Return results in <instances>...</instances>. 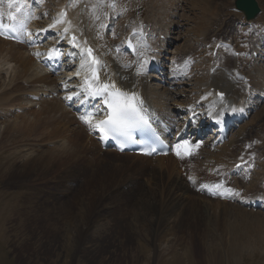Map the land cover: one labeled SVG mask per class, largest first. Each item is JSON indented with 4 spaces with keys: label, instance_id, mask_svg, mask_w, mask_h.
Returning <instances> with one entry per match:
<instances>
[{
    "label": "rangeland",
    "instance_id": "374dc122",
    "mask_svg": "<svg viewBox=\"0 0 264 264\" xmlns=\"http://www.w3.org/2000/svg\"><path fill=\"white\" fill-rule=\"evenodd\" d=\"M144 1L143 6L159 8L158 15L161 17L166 15L167 11L162 7V2L160 4L158 0ZM258 1L262 11L257 21L264 24V0ZM233 3L234 0H176L168 8H181L178 15L181 33L185 35L188 33L187 38L194 44L195 41L200 40V34L210 27L214 17V19L218 18L216 24H222L221 30L232 27L231 18L241 15L233 10ZM173 24L176 25L175 22ZM120 28H124V24ZM212 28L214 29L215 26ZM179 35L178 39H182V34ZM179 42L180 45L183 44L182 40ZM8 46L11 44L9 43ZM113 61L115 62L114 57ZM18 64L12 62L10 65L5 63L2 65L5 69L9 68L8 73H1L2 81L6 82L5 86L14 87L18 84V89L25 87L23 82L26 77L15 80L14 82L17 83L13 85H8L16 78L13 75ZM234 65L235 63H231V66ZM40 69L41 67H38L37 71ZM30 71L33 73L34 68ZM176 73L181 78H186L181 72L176 71ZM211 82H213L212 78L208 85ZM195 84H191L190 87ZM15 88L13 91H5L9 88L3 89L5 92L0 91L1 105L7 99L6 96L11 97L15 93ZM187 91L192 92L195 89H187ZM12 100L6 101L4 106L14 104V98ZM1 105L0 111L5 108ZM41 106L36 107L37 109L30 107L23 112H18V115L14 113L4 118L0 115V123L11 126V122L19 120L20 123H18L21 124L24 118L22 115L26 113V110L27 112L38 110ZM17 107L21 106L17 105ZM16 117L22 120L15 119ZM7 120L9 123L6 124ZM257 122L260 128L258 130L251 128V125ZM55 127L58 131L52 133H49L47 129V132L46 130L42 132V127L19 130L20 132L5 129L2 132L0 138V264H135L136 261L141 262L139 264H264V211L250 210L240 204L223 201L218 203V200L209 198L203 200L191 190L189 192L191 195H188L184 201V204L188 205L185 207L183 205V214L180 211L177 220L175 215L166 217L162 225L156 220L162 207L156 204L159 188L153 183V178L159 174L154 170L150 175L140 166L148 162L131 154L121 156L112 152L101 154L99 148L94 146L95 144L85 140L82 142V137L85 135L75 136L77 139L72 137L70 143L68 142V147L71 146L72 149L69 151L70 156L61 158L62 156L56 153L61 148L63 140H68L70 135L65 126L57 124ZM263 130L264 106L243 126L242 132L239 131L233 136V139H236L240 133L257 137ZM16 137L18 139H14ZM55 137L56 142H49ZM60 137L63 139L59 142ZM261 139L263 141L262 137ZM52 143L55 145H51ZM202 145L203 143L200 144L198 155ZM51 152H55L53 153L55 163L48 166L45 161L52 154ZM231 152L235 153L233 148L229 151ZM15 161L19 163V169L15 170L14 167L7 172L10 164H16ZM164 163L165 182L172 177H182L175 172L177 167L169 171L170 164H176L177 160L168 159ZM151 167L152 165L144 169L149 171ZM129 183L133 184L134 188L129 190L128 187L131 186ZM256 189L258 188L252 191ZM72 218L78 221L77 224H80L82 220V225L87 223L92 228L87 235L86 232L83 233L87 237L82 238L80 249L77 248L78 240L79 242L81 240L77 229L70 231L68 227ZM136 219L140 221L142 228H149L151 233H154L151 224L155 229L158 224L162 225L161 230L157 231L156 237L154 234L147 233V238H144L139 232L133 230V227L137 225ZM175 225H178L175 234L167 230L168 226L173 228ZM132 233L137 239L132 236ZM125 240L131 241H128L131 248H135L136 243L142 246L138 251L139 260L132 258L119 262L116 257H105L107 253L115 249L118 257L120 250H124L122 242ZM96 244H105L102 247L103 257L100 260H95L96 255L100 253H97V250L94 251L93 247Z\"/></svg>",
    "mask_w": 264,
    "mask_h": 264
},
{
    "label": "bare ground",
    "instance_id": "6f19581e",
    "mask_svg": "<svg viewBox=\"0 0 264 264\" xmlns=\"http://www.w3.org/2000/svg\"><path fill=\"white\" fill-rule=\"evenodd\" d=\"M104 1L105 0H99V1H94L93 4H95V6L97 5L96 9L95 6H93L92 8L94 9L93 11L90 10L89 12H78V11H71L68 18L64 21L65 23H68L70 20H75L77 17H88L89 16V19L91 21H94L96 18H99V15L97 14L99 11H101L103 8H104ZM176 0H167L164 4H166L167 6L171 5V4H174ZM234 5V3H233ZM232 5V6H233ZM105 8H106V5H105ZM81 10L82 9V6L80 7H77L75 10ZM72 26L73 24L70 23ZM63 41H65V36L62 38ZM218 41H221V40H217L215 41L218 42ZM9 43L11 44V46H8ZM61 44V42H59ZM65 46L66 48L64 49L65 51H69L71 52L72 49L71 47L65 43ZM24 46L23 45H17L11 41H8V40H5L3 38L0 37V88L2 90L0 91H4L6 88L9 90H5V91H13L14 88L18 85V84H15L14 87L13 86H5L4 84L6 82H3L2 81V75L1 73L2 72H7L8 73V69H5L2 65L5 63V64H12V62H15V63H19L18 64V67L13 75V77H16L14 78L11 82L8 83V85H13L14 83H17V82H14L15 80L17 81V79H25L30 82L31 84V87H32V91H29L30 94H33V95H43L44 93H48L47 91H44L43 88L44 86H47V84L51 87V88H57V84L58 82H56L54 80V78L46 73V72H43L45 71L43 68H41L39 71L38 70V67L39 64L36 63L34 61V59L28 55L26 53V51L24 50ZM27 54V56H26ZM2 55H3V58H2ZM113 54L112 53H108L106 54L105 56L102 57V60H103V74L105 76V78H111L112 77V74L114 72V64L115 62L113 61ZM231 63L233 62H228V64L231 65ZM179 66H176L174 68L175 70V73L176 71L177 72H181L183 74V77H186L185 74H184V71L183 69L181 68L180 64H178ZM16 68V67H15ZM34 68V72L31 73L30 70H32ZM5 69V70H4ZM73 73H75V84L79 82V80L81 79V75H82V72H81V64L78 65V67L76 69H74L72 71ZM65 74L64 75H68V77L72 78L73 74H67V71L64 72ZM35 74V75H34ZM216 75H214L213 77L212 76H205V82H203V85H205L204 89L202 90V92H204L203 95L207 94V93H211L210 92V88L212 86H216L217 88H222L224 91L227 92V94L231 95V96H234V95H239V90L231 83H229L227 80V78H224L222 74H219L218 71H216L215 73ZM32 75V76H31ZM72 75V76H71ZM176 75L178 77H181L180 75H178L176 73ZM121 76H122V79H121V83L123 86H128V87H131L132 84H134L135 82H139V85L141 86L142 88V91L143 93L145 94L146 98L150 100V97L148 95V92L150 91L152 94H156V88L153 87L148 83V80H138V77L136 75V71L133 70H130L129 68H125L121 71ZM208 77H210L208 79ZM213 79V82L209 83L208 85V82L210 79ZM181 80H186V78H181ZM45 83V84H44ZM179 85L180 84H183V85H186V82H182V83H178ZM188 85V84H187ZM186 85V86H187ZM190 85V84H189ZM38 88H41V90H36ZM4 89V90H3ZM16 91H18V94H17V98H15L13 95L11 97H5L7 99H5L4 103H2L3 107H5L4 105H6V101H10L14 98V101L13 103H16V104H10V105H18L17 103H20V105L22 106L24 101H26V99L24 97H20V93L23 89H18V86L17 88H15ZM55 89H51V91H54ZM4 91V92H5ZM15 92V91H14ZM166 92L167 93H174L175 95L179 96V97H184V98H190L191 97V92H188L186 88H182L181 90H170V89H166ZM12 94V92H10ZM51 93V92H50ZM162 94H165L164 92H161V95ZM8 95V94H7ZM202 95V96H203ZM160 97V95H158ZM171 96L172 95H169L168 97L164 98L162 101L159 102V104L161 105L159 108L162 109V107H167L170 105L171 103ZM201 96V97H202ZM41 99H44V97H42ZM13 101V100H12ZM20 101V102H18ZM27 103V104H26ZM24 105H26L25 107H29L31 105L28 106V103L29 101H27ZM37 103V102H36ZM35 104V103H34ZM33 104V105H34ZM1 105V103H0ZM1 105V106H2ZM6 108V107H5ZM4 108V109H5ZM34 108V107H33ZM36 108V107H35ZM37 109V108H36ZM10 107L8 108V110L6 109V114H10ZM1 113V111H0ZM22 113H20L21 115ZM18 115V113H17ZM15 116V115H14ZM24 118L23 120L20 119V117H16L15 119H20L22 120L21 124H19V120L16 121V122H11V126H8L7 123H9V121L7 120V122L5 121V123L7 125L5 126H8V127H5L4 126V123H0V138L2 137V132L7 129L8 131L11 130V132L14 130L15 131H22L24 129H28V130H33L34 128H40L42 127L43 128V131L44 130H48L49 133H52L53 131L57 132L58 131V128L55 127L57 124L59 125H62V126H65L67 131H68V134L70 135L69 139L68 140H65L61 143L60 147L62 148H59L58 152H60L58 154V152L56 153L57 155L59 156H62L61 158H64V156H70L69 154V151L71 149V146L68 147V144L70 143V139L72 137H75V136H80V135H85L82 137V142L85 140L86 142H89L91 144H95L94 146L99 148L100 150V153L101 154H105V152L102 151V148L100 147V143L94 138V137H90L86 131V129L81 125L79 124V122L77 121L75 115L68 109V107L65 105V103H63L60 99H51V100H44L42 101V106L40 109L38 110H32L30 112H27L26 110V113H23ZM1 119V118H0ZM19 122V123H18ZM13 123V124H12ZM46 127V128H45ZM60 127V126H59ZM42 130V129H41ZM46 130V132H47ZM19 131V132H20ZM27 131V130H26ZM38 132H41V131H38ZM28 133V132H27ZM37 133V132H36ZM48 133V134H49ZM42 133H40L41 135ZM44 134V133H43ZM10 135V134H9ZM24 135V134H23ZM28 135V134H27ZM32 135V134H31ZM39 135V134H38ZM39 135V136H40ZM62 135V134H60ZM64 135V134H63ZM37 136V135H36ZM38 136V137H39ZM13 137V136H12ZM29 137V136H28ZM41 137V136H40ZM43 138V137H42ZM76 138V137H75ZM74 138V139H75ZM14 139H18V137L14 138ZM63 139V137L59 139V142ZM77 139V138H76ZM29 140V139H28ZM38 140V139H37ZM262 140V139H261ZM14 141V140H13ZM75 141V140H74ZM73 141V143H74ZM6 142V140H5ZM49 142H56V137L53 139V140H50ZM69 142V143H68ZM76 142V141H75ZM244 142V141H243ZM243 142L241 143L243 145ZM48 143V142H47ZM72 143V142H71ZM239 144V140H236V142L233 144V145H229V144H225L224 146H228V151H230L232 149V147H235L236 148V144ZM33 144V143H32ZM85 146L86 144L83 143ZM4 145V144H3ZM16 145V144H14ZM13 145V146H14ZM37 145V144H36ZM82 146V145H81ZM84 146V147H85ZM4 147V146H3ZM24 147V146H23ZM200 147V146H199ZM28 148V147H27ZM83 148V147H81ZM222 148V146H221ZM221 148H219V152L215 151L217 150V148H213L211 147L209 144H203L201 146V150L199 152V155L197 154V157L199 156H203V159L201 161H197L195 165H197L199 168H202V166H199V164L201 165V163L205 164V162H207L209 165H212L214 164V162L216 161H222V162H227L229 160H236L237 158V155L239 153H229L228 152V158L225 157V155L222 153L221 151ZM234 149V148H233ZM37 150V149H36ZM72 150V149H71ZM55 151V150H54ZM110 151V150H108ZM17 152V151H16ZM77 152V151H76ZM234 152H235V149H234ZM52 154L49 155V157L46 159L45 163L50 166V165H53V162L55 163V159H54V156H53V153L55 152H51ZM107 153V152H106ZM112 153H114L115 155H118V156H121L120 154H117L116 152L112 151ZM43 154V153H42ZM72 154V152H71ZM55 155V154H54ZM126 155V154H125ZM133 155V154H131ZM241 155V154H240ZM20 156V155H18ZM135 157H138L140 158L141 160L145 161L147 159V162H151V163H148V164H141V168H143L142 170L144 172H147L148 174H152L154 172V170L156 171V173H158L159 175L156 177V178H153L155 184H157V187L159 188V196L157 197V205L161 206L162 207V210L161 212H158V216L156 218L157 221L159 222H163L166 217H169V216H174L175 215V219L177 220L178 218V214L180 213L181 211V214L182 211H183V208L187 205L184 204V201H186V199L188 198V195H189V192L190 189H191V186L189 185V183L187 182L186 178L184 179V177L181 175V171H178V165H179V162L177 161V166L176 164H170V167H169V171L176 168L177 167V170L175 171L179 176H182V177H172L170 178L167 182L164 181V173H163V170H164V165L165 163L164 162H167L168 159H171L172 161L173 160H176L175 158H173L172 156H167V157H159V158H156L155 160L153 161H148L150 160V158L148 157H144V156H138V155H133ZM25 157V156H24ZM231 157H233V159H231ZM39 158V157H38ZM37 158V159H38ZM58 158V157H57ZM71 158V157H70ZM44 159V158H43ZM40 160V159H39ZM57 160V159H56ZM33 161V160H32ZM16 162V161H15ZM34 162V161H33ZM44 162V161H43ZM91 162V161H90ZM14 163V162H13ZM40 163V162H39ZM17 164V162H16ZM16 164H10L9 165V169L7 172H9V170H11V168H14L15 170L16 169H19L18 165L19 163L16 165ZM35 164V163H34ZM38 164V163H37ZM23 165V164H22ZM45 165V166H47ZM150 165H152V167L148 170H145L144 168H147L149 167ZM29 166V165H28ZM35 166V165H34ZM4 167V166H3ZM24 167H26V164H24ZM25 169V168H24ZM27 169V168H26ZM35 169V168H34ZM6 170V169H5ZM4 170V172H5ZM61 170V169H60ZM49 171V170H48ZM6 173V172H5ZM57 173V172H56ZM4 174V173H3ZM41 174V173H40ZM9 175V174H8ZM131 184V183H129ZM128 184V185H129ZM127 186V185H126ZM133 184H131L130 187H128V189H132L134 187H132ZM148 188V187H147ZM255 188H258L255 190V192H264V190L262 189H259V187H255ZM254 188V189H255ZM152 191V190H151ZM154 192V191H153ZM150 193V192H149ZM151 194V193H150ZM191 195V194H190ZM189 195V196H190ZM187 196V197H186ZM193 196V195H192ZM191 196V197H192ZM130 197V196H129ZM155 197V196H154ZM248 197V196H247ZM246 197V198H247ZM213 201V200H212ZM210 202V200H209ZM187 203V202H186ZM190 203V202H189ZM215 203V201H214ZM219 203V201H218ZM184 205V207H183ZM216 205V204H215ZM214 206V204L212 205ZM220 206V205H219ZM218 208V206H217ZM220 209V208H219ZM22 211H24L22 209ZM215 211V210H214ZM218 211V210H217ZM24 213V212H23ZM20 214V213H19ZM26 214V213H25ZM23 215V214H22ZM225 215V214H224ZM35 216V215H34ZM74 218V217H73ZM70 219L69 221V224H68V227H69V230L72 231L74 228L77 229L78 231V234L80 235V242L78 240V249L81 248V241H82V238H86L87 234L90 233V229L91 226H89V224H84L82 225V220H80V224L76 223L78 221H75ZM51 219V218H50ZM87 219V218H86ZM85 219V220H86ZM167 220H171L170 218H167ZM173 220V219H172ZM32 222V221H31ZM58 222V221H57ZM100 222V221H99ZM108 222V221H107ZM170 222V221H169ZM173 222V221H172ZM53 223V222H52ZM136 223L137 225H135L133 227V230L136 231V232H139L141 234L142 237L144 238H147V233L149 234H154V236L156 237L157 236V231L161 230L160 226H162L164 223H162V225H157V228L155 229V227H152V224H151V229H154V233H151V231L149 230V228H142L141 225H140V221L138 219H136ZM99 224V223H98ZM109 224V223H108ZM169 224V223H168ZM175 224V223H174ZM96 225V224H95ZM170 225V224H169ZM55 226V225H54ZM102 226V225H101ZM108 226V225H107ZM172 226V225H171ZM178 226V225H177ZM177 226L175 225V227L171 228L170 226H168V231L172 232L173 234L176 233V228ZM150 227V226H148ZM165 229V228H164ZM54 230V229H53ZM86 230V231H85ZM131 230V228H130ZM76 231V232H77ZM166 231V230H165ZM86 232V235H83V233ZM122 232V231H121ZM132 232V230H131ZM168 232V233H169ZM68 233V232H67ZM167 233V232H166ZM165 234V233H164ZM132 236H134L136 238V236L132 233ZM163 236V234H162ZM128 237V236H127ZM126 239V238H125ZM137 239V238H136ZM150 239V238H149ZM156 239V238H155ZM124 240V239H123ZM128 241L131 242L130 240H125L122 242V247H124V250H120V252L118 253V257L116 256V249L115 251L111 250L109 252V254L107 253V255H105V257L107 258H113V257H116L117 260L119 262H124L126 261V259H132L135 260H139V255H138V251L140 250L139 247L142 248V246H140L139 244L136 243L137 246H135V248H131L129 247V244H128ZM145 243V242H144ZM69 244V243H68ZM105 245V244H104ZM103 244H96L94 245V251H98L95 257V260H100L102 259V254H101V251H102V247L104 246ZM193 245V244H192ZM111 246V245H110ZM139 248V249H138ZM86 249V248H85ZM138 249V250H137ZM105 250V249H104ZM158 250V249H157ZM128 251V252H126ZM93 252V251H92ZM103 252V251H102ZM192 255V254H191ZM141 262L139 261H136L135 264H139ZM116 264H119V263H116Z\"/></svg>",
    "mask_w": 264,
    "mask_h": 264
},
{
    "label": "snow or ice",
    "instance_id": "6c2138e0",
    "mask_svg": "<svg viewBox=\"0 0 264 264\" xmlns=\"http://www.w3.org/2000/svg\"><path fill=\"white\" fill-rule=\"evenodd\" d=\"M13 6L12 0H9V7ZM112 7H115L113 4ZM20 6L16 7V12H20ZM8 19L13 21L10 25H0V30L10 28L12 31L18 30V28H23L24 21L17 20L14 12L9 11L7 13ZM60 21H57L59 23ZM55 27V25H52ZM103 27V25H102ZM75 39V37L73 38ZM91 50H89L90 53ZM95 62V61H94ZM146 63V61H145ZM83 67V65H81ZM143 69V65H141V69ZM85 91L90 96H99L103 98V104L107 106V116L103 120L93 122L94 114H87L81 119L84 123L88 124L91 127L98 129L103 135L101 137L102 140H107L109 138L117 139L118 137L123 138L121 140V150L124 148V143L130 139L129 130L136 127L141 122L145 121V116L143 114V102L135 95L123 92L117 89L114 85L110 86L107 84L97 85L93 87L91 83L86 79L85 80ZM69 100L72 99L71 96L68 97ZM98 111L103 113V110L98 109ZM199 145H197L198 147ZM176 154L177 156H182L187 153V142L185 144H177L176 145ZM181 149H184L185 152L182 153ZM154 151V149H153ZM150 154V153H148ZM205 187H208L205 185ZM214 188H220V185L213 186ZM229 192L232 190L229 189ZM213 195L223 194L220 192H212Z\"/></svg>",
    "mask_w": 264,
    "mask_h": 264
},
{
    "label": "water",
    "instance_id": "95a60500",
    "mask_svg": "<svg viewBox=\"0 0 264 264\" xmlns=\"http://www.w3.org/2000/svg\"><path fill=\"white\" fill-rule=\"evenodd\" d=\"M236 7L244 10L248 15V18H253L259 11L256 0H237Z\"/></svg>",
    "mask_w": 264,
    "mask_h": 264
}]
</instances>
